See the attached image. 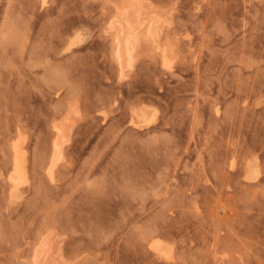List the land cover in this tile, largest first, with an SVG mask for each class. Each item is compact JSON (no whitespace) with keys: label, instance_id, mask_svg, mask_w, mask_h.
<instances>
[{"label":"rangeland","instance_id":"obj_1","mask_svg":"<svg viewBox=\"0 0 264 264\" xmlns=\"http://www.w3.org/2000/svg\"><path fill=\"white\" fill-rule=\"evenodd\" d=\"M111 1L0 0V264H31L49 232L71 264H264V0H149L173 66L144 52L121 82L101 31ZM14 142L27 174L10 195Z\"/></svg>","mask_w":264,"mask_h":264},{"label":"bare ground","instance_id":"obj_2","mask_svg":"<svg viewBox=\"0 0 264 264\" xmlns=\"http://www.w3.org/2000/svg\"><path fill=\"white\" fill-rule=\"evenodd\" d=\"M44 2L45 0H43V3ZM117 6L119 11H117ZM111 7L110 14L106 17L101 31L104 34V37H109L111 42L110 52L111 58L114 61L117 70L116 80L121 82L127 78V75L129 77L128 73L130 71L128 70L132 69L139 54L148 51L151 52L149 54H152V56H159L161 66H164L166 69H171L174 62L172 57L175 55L171 53L173 50L170 48L171 45L168 46L170 42L168 44L166 43V40L163 42V36L161 35L164 31L163 29H165L164 27L169 26V23L167 22L169 19H167L166 16L167 10L165 11L161 5H154L149 0H113L111 1ZM168 29L169 28H167V30ZM166 63L168 67H165ZM130 64L131 67L129 66ZM122 71L124 74L123 79L121 78ZM137 108L138 112L135 117H133L131 111V115H129V124L133 126V128L143 127L147 120L146 115H149L147 114L148 109L146 110V108L149 107L144 108L141 105H137ZM68 109L69 108H67V111ZM72 126L73 120H71L68 112L65 113L60 120H52L53 137L50 156L45 169L46 175L51 181H55V167L58 162L63 159L64 146L69 140V134ZM22 147L18 142L12 143V165L11 171L7 177L9 181L10 195L18 193L19 186L26 179V161L23 155L24 150L22 151L24 148ZM254 160L255 159H253V161ZM244 164L245 162L243 165ZM252 166L246 164V167H243L245 168L243 171L244 178L249 181L258 180L259 176L258 168ZM221 208L222 210L224 209L223 207ZM150 239L152 240V237H150ZM159 239H153V241L149 243L150 248L157 252L156 254L160 256L164 254L163 256H165L168 252L165 251V247L163 249V241ZM62 243V239L57 237L54 233L51 234L49 232L43 235L33 248L31 264H71L68 259L69 257H67L64 253ZM220 261L222 262V260ZM223 262L220 264H223Z\"/></svg>","mask_w":264,"mask_h":264},{"label":"snow or ice","instance_id":"obj_3","mask_svg":"<svg viewBox=\"0 0 264 264\" xmlns=\"http://www.w3.org/2000/svg\"><path fill=\"white\" fill-rule=\"evenodd\" d=\"M117 11H119L118 6H117ZM75 40H81V42H83V39H82L80 33H77L76 34V37L74 38V42H75ZM129 66L131 67V64ZM165 67H168L167 63L165 64ZM121 78L122 79L124 78L123 71L121 72ZM261 100H262V102H264V97H262ZM138 104H139V101L137 100L135 102H132L130 104L129 108H128V110L131 111L133 117H135L137 115V112H138L137 105ZM123 105H124V100L117 98V104L114 107H122ZM103 115H107V112H105ZM153 115L155 116V112L153 113ZM49 171H51V170H49ZM168 255L169 256L171 255V252L170 251H169Z\"/></svg>","mask_w":264,"mask_h":264}]
</instances>
